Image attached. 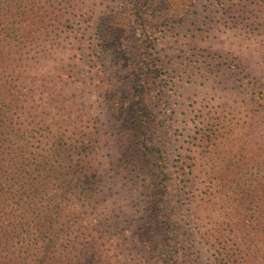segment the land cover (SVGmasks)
Instances as JSON below:
<instances>
[{"label":"rangeland","instance_id":"374dc122","mask_svg":"<svg viewBox=\"0 0 264 264\" xmlns=\"http://www.w3.org/2000/svg\"><path fill=\"white\" fill-rule=\"evenodd\" d=\"M41 6L0 79L44 145L85 149L96 264H264V0Z\"/></svg>","mask_w":264,"mask_h":264},{"label":"trees","instance_id":"16d2710c","mask_svg":"<svg viewBox=\"0 0 264 264\" xmlns=\"http://www.w3.org/2000/svg\"><path fill=\"white\" fill-rule=\"evenodd\" d=\"M42 2L0 0V71L19 29L30 35L43 29ZM19 103L1 82L0 264L109 262L103 252L108 231L90 213L96 187L84 166L85 149L70 138L44 145L43 135H34L41 127L29 126Z\"/></svg>","mask_w":264,"mask_h":264}]
</instances>
